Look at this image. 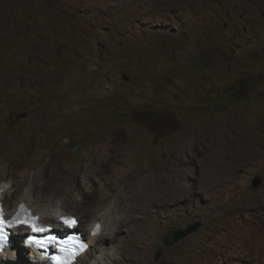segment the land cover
Masks as SVG:
<instances>
[{
  "label": "rangeland",
  "instance_id": "obj_1",
  "mask_svg": "<svg viewBox=\"0 0 264 264\" xmlns=\"http://www.w3.org/2000/svg\"><path fill=\"white\" fill-rule=\"evenodd\" d=\"M0 81L6 207L117 203L76 264H264V0H0Z\"/></svg>",
  "mask_w": 264,
  "mask_h": 264
},
{
  "label": "clouds",
  "instance_id": "obj_2",
  "mask_svg": "<svg viewBox=\"0 0 264 264\" xmlns=\"http://www.w3.org/2000/svg\"><path fill=\"white\" fill-rule=\"evenodd\" d=\"M1 196H0V210L3 215V217L6 220L14 219V215L18 213L20 217V221H29L32 223H35L38 227H43L46 229L43 233H32L31 229L28 227L27 224H17L16 226L9 228L7 231L8 235V245L3 250V254H6L9 252V250H13L14 248L17 250L15 241L17 240L18 233L23 232L24 235L21 233L20 237L18 239H21L22 243L26 246L25 249L29 250L31 253V260L32 262L35 260H38L42 262L41 264H57V260L60 262V264H75L77 258H82L80 256L81 254H85V252L89 251V249L92 247L91 244L89 245L87 239L91 236L98 235L101 232V223L96 222L93 224V226L90 228L87 235H84V233L78 228L79 224L81 223L80 219L73 214H60L57 216V219L53 224L50 223H44L40 219L39 214H35L33 209L28 206L27 204L19 203L17 209L10 213L8 210L4 207V202L2 200V194L3 189H0ZM20 207H24L23 209H20ZM71 218L75 219L76 226L74 228H68L65 223L63 222L65 218ZM74 235L76 236L77 240L83 243H86L87 248L86 249H79L71 246L69 243H57L56 241H50L45 245V247L49 248V251H46L44 249H41L35 245H30L26 243V240L29 235H36L40 239H46L48 236L52 237L55 236L57 241H61L63 238L67 237L68 235ZM79 246V245H78ZM73 250V251H71ZM52 257H56L57 260H53Z\"/></svg>",
  "mask_w": 264,
  "mask_h": 264
},
{
  "label": "bare ground",
  "instance_id": "obj_3",
  "mask_svg": "<svg viewBox=\"0 0 264 264\" xmlns=\"http://www.w3.org/2000/svg\"><path fill=\"white\" fill-rule=\"evenodd\" d=\"M1 82V81H0ZM33 127V126H32ZM35 128H33V130H34ZM31 130V129H30ZM4 133V132H3ZM28 133V132H27ZM34 134V133H33ZM33 134H31L32 136H33ZM25 135L26 134H24V137H25ZM56 136V135H55ZM29 139V138H28ZM52 139H53V137H52ZM25 140V139H24ZM43 140V139H42ZM29 145V144H28ZM53 146V145H52ZM23 149V148H22ZM43 152V151H42ZM50 153V152H49ZM4 154V153H3ZM48 154V153H47ZM46 154V155H47ZM5 155V154H4ZM41 155V154H40ZM7 156V155H6ZM44 154H42L41 155V157L39 158V161H40V163H41V165H43L44 167H45V169L46 170H48V166H49V161H46L45 159H44ZM47 157V156H46ZM50 158H51V155H50ZM52 159V158H51ZM3 160V159H2ZM2 160H0V161H2ZM48 160V159H47ZM246 160V159H245ZM68 162V161H67ZM11 163H13V162H11ZM6 165V164H5ZM40 166V165H39ZM4 168H5V166H4ZM7 168V167H6ZM50 168V167H49ZM2 169H3V166H1L0 165V171H2ZM53 169V168H52ZM59 170V168L58 167H56V170L55 171H57V172H59L58 171ZM138 170V169H137ZM174 171V170H173ZM176 171V170H175ZM56 172V173H57ZM172 172V171H171ZM0 173H2V172H0ZM142 173V172H141ZM58 175V174H57ZM138 175V174H137ZM128 176V175H127ZM162 176V175H161ZM58 177H60L59 175H58ZM167 178V177H166ZM164 180V179H163ZM170 180V179H169ZM124 181V180H123ZM56 182H58V181H56ZM163 182V181H162ZM166 182V181H165ZM14 184H10V183H5V184H3V185H1L0 186V189H3L4 191H3V194H2V200L4 199V197L5 196H7L8 195V193H9V190L11 189V188H14ZM161 186V185H160ZM170 186V185H169ZM42 188H44V187H42ZM169 188V187H168ZM37 189V183L35 182H33V186H31V187H28V188H26L25 190H24V195H23V197H22V199L21 200H19V201H17V202H15L13 205H11V206H9V207H6V203L7 202H5V204H4V207H5V209L6 210H8L10 213H13L16 209H17V207H18V205H19V203H23V204H27L28 206H30L32 209H33V211H34V213L35 214H39L40 215V219L44 222V223H50V224H53V222H51L50 220H45L46 218H53L54 220L55 219H57V216L58 215H62V214H70V213H68V212H62L63 210H61L60 209V207H58L57 205L55 206V205H53V204H47V207L46 206H42V207H36V206H38V205H36V204H34V201H32L31 200V195H33L34 196V194H36V190ZM39 190V189H38ZM136 190V189H135ZM170 191V190H169ZM147 192H149V191H147ZM146 192V193H147ZM66 194L65 195H69V194H71V188L67 191V192H65ZM108 193V192H107ZM111 193V192H110ZM145 193V192H144ZM168 193V192H167ZM113 194V193H112ZM148 194V193H147ZM170 194H171V192H170ZM106 196V195H105ZM104 196V197H105ZM163 196H166L165 194L163 195ZM169 196V195H168ZM175 196V195H174ZM139 197V196H138ZM128 198V197H127ZM103 199V198H102ZM106 199V198H105ZM122 199V198H121ZM131 199V198H130ZM171 199V198H170ZM87 200V199H86ZM123 200V199H122ZM127 200V199H126ZM131 200H133V199H131ZM135 200V199H134ZM137 200V199H136ZM148 200V199H147ZM105 201V200H104ZM95 203H96V201H95ZM170 203L171 202H164V203H155V205H156V207L158 206L159 208H161V207H165V206H169L170 205ZM99 204V203H98ZM116 202H114L113 203V205H111V206H109L107 209H106V211L100 216V218H98V219H96V220H94L91 224H89L90 226H89V229L87 230V234H88V232H89V230H90V228L93 226V224L94 223H96V222H100L101 223V232L98 234V235H95V236H91V237H89L88 239H87V241H88V243H89V245L91 244V246L92 245H95V243H96V241L97 240H105L104 238H106V237H102V235L105 233V227H106V223H107V220L108 219H110V217H112V215H113V213H114V210L115 209H113L115 206H116ZM35 205V206H34ZM154 205V206H155ZM134 207V206H133ZM153 207V206H152ZM126 208V207H125ZM138 208V207H137ZM142 208V207H141ZM144 208V207H143ZM151 208V207H150ZM154 208V207H153ZM129 209H131L130 207H129ZM128 209V210H129ZM127 210V209H126ZM125 210V211H126ZM132 210V209H131ZM134 210V209H133ZM145 210V209H144ZM149 210V209H148ZM152 210V209H151ZM146 211V210H145ZM133 212V211H132ZM153 212H154V214H156V215H159L158 213H159V210L158 209H153ZM129 213V212H128ZM139 213H140V211H139ZM142 213V212H141ZM133 214V213H132ZM147 214V213H146ZM153 214V213H152ZM148 215V214H147ZM151 216V215H150ZM138 217V216H137ZM148 218V217H147ZM151 218V217H150ZM137 220H138V218H137ZM115 221V220H114ZM156 221V220H155ZM116 222V221H115ZM131 223V222H130ZM132 224V223H131ZM134 224V223H133ZM127 225V224H126ZM79 226H80V224H79ZM119 226V225H118ZM132 228V227H131ZM23 235H24V233L23 232H21ZM21 233H18V235H17V239L20 237V234ZM85 234V233H84ZM140 235V234H139ZM108 237V236H107ZM139 237V236H138ZM141 239V238H140ZM150 239V238H149ZM98 242V241H97ZM108 242V241H107ZM15 244H16V247H17V250L14 248L13 250H9V252L8 253H6V254H3V255H0V264H41L42 262H40V261H38V260H35V261H33V263H30V262H28V261H23L24 260V257H22L21 255H20V249H22L21 247L23 246V249H25V245H24V243H18V241H15ZM134 244V243H133ZM102 246H103V244H102ZM92 248V247H91ZM90 248V249H91ZM90 249H89V251H90ZM100 250V249H99ZM109 249L107 248V247H104L103 246V251H101V253H100V255L97 257L98 259H99V262H102V260H104V259H106L107 258V256H108V251ZM86 253H88V249H87V251L85 252V254ZM82 255H84V254H81L80 256H82ZM104 257V258H103ZM15 258H17V262L15 261ZM79 259L80 258H77V260H76V262H78L79 261ZM13 260V261H12ZM76 262H75V264H76ZM100 264V263H99Z\"/></svg>",
  "mask_w": 264,
  "mask_h": 264
},
{
  "label": "snow or ice",
  "instance_id": "obj_4",
  "mask_svg": "<svg viewBox=\"0 0 264 264\" xmlns=\"http://www.w3.org/2000/svg\"><path fill=\"white\" fill-rule=\"evenodd\" d=\"M65 225L68 228H74L76 226L75 219H64L63 221ZM27 224L28 227L31 229L32 233H43L46 231L43 227H38L35 223L29 222V221H6L2 214H0V254L3 253V250L8 245V235L5 231L6 228H12L16 226L17 224ZM70 240L74 239L73 237H69ZM50 241H56L57 243H67L66 241H57L55 236L48 237L47 239H40L36 235H29L26 243L30 245H35L41 249L45 248V245L49 243ZM81 249H86L87 245L86 243L81 242L80 243ZM53 260H57L56 257H52ZM57 264H60V262L57 260Z\"/></svg>",
  "mask_w": 264,
  "mask_h": 264
},
{
  "label": "water",
  "instance_id": "obj_5",
  "mask_svg": "<svg viewBox=\"0 0 264 264\" xmlns=\"http://www.w3.org/2000/svg\"><path fill=\"white\" fill-rule=\"evenodd\" d=\"M79 147L76 146L74 147L73 150L77 149ZM261 183V178L256 177L253 181V185L254 187H258ZM201 226V222H194L192 224H189L186 228L184 229H175L172 230V237L167 236L165 238V243L168 245H171L173 243H175L176 241H178V239L186 237L187 235H189L190 233H193L194 231H196L199 227ZM162 255L161 251H157L155 258L159 259Z\"/></svg>",
  "mask_w": 264,
  "mask_h": 264
}]
</instances>
